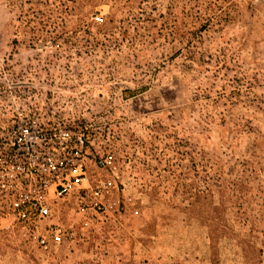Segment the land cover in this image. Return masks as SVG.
<instances>
[{"label": "rangeland", "instance_id": "obj_1", "mask_svg": "<svg viewBox=\"0 0 264 264\" xmlns=\"http://www.w3.org/2000/svg\"><path fill=\"white\" fill-rule=\"evenodd\" d=\"M15 85L100 119L119 211L0 264H264V0H0Z\"/></svg>", "mask_w": 264, "mask_h": 264}, {"label": "built area", "instance_id": "obj_2", "mask_svg": "<svg viewBox=\"0 0 264 264\" xmlns=\"http://www.w3.org/2000/svg\"><path fill=\"white\" fill-rule=\"evenodd\" d=\"M16 86L0 91V234L14 230L51 253L119 211L112 182L99 174L117 166L102 149L100 119ZM66 215L79 226L65 225Z\"/></svg>", "mask_w": 264, "mask_h": 264}]
</instances>
